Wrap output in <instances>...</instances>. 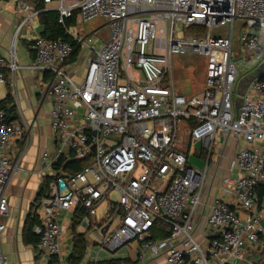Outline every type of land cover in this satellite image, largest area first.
<instances>
[{
	"label": "built area",
	"instance_id": "built-area-1",
	"mask_svg": "<svg viewBox=\"0 0 264 264\" xmlns=\"http://www.w3.org/2000/svg\"><path fill=\"white\" fill-rule=\"evenodd\" d=\"M40 1L35 7L16 0L24 15L8 55L0 52V82L22 67L16 44L28 30L34 56L28 67L49 73L38 86L43 91L45 85L51 101L53 144L40 156L42 186L34 203L37 247L46 263L69 264L72 224L80 213L76 232L86 239V264H264L258 193L264 178V0ZM48 9L64 25L71 17L76 25L106 18L108 35L97 45L91 36L99 29L80 36L70 26V40L48 38L36 30L38 15ZM178 23L186 30L181 36ZM195 26L205 32L187 31ZM81 47L88 54L78 80L68 63ZM185 53L205 58L199 93L185 94L173 80L172 57ZM7 108L0 106V237L10 211L7 187L21 167L8 149L25 133L7 119ZM228 136L240 143L200 230L198 209L206 186L218 180L214 171ZM206 148L208 159L198 153ZM196 155L204 166L194 164ZM131 244L134 257L118 253ZM101 250L108 256L100 258ZM253 250L258 259L248 258ZM0 264H10L1 245Z\"/></svg>",
	"mask_w": 264,
	"mask_h": 264
},
{
	"label": "crops",
	"instance_id": "crops-1",
	"mask_svg": "<svg viewBox=\"0 0 264 264\" xmlns=\"http://www.w3.org/2000/svg\"><path fill=\"white\" fill-rule=\"evenodd\" d=\"M22 1L28 2L30 0ZM15 3L16 0H0V7L3 8L2 14L0 16V52L5 56L8 55V50L15 27L17 23L22 20L24 15L22 10L16 9ZM39 27H41V29H39ZM36 30L41 31L42 26L37 25ZM100 34L101 39L104 40L107 37L108 32L105 31L104 33L102 32ZM29 46V32L28 30L23 29L19 34V39L17 40L16 44V53L22 67L18 69L15 77H12L8 72V81H4L6 84V94L9 90L13 93L17 101L18 117L12 121L16 125L23 126V128H25V133L23 135L16 134L14 136L12 145L8 149V153L11 158H20L21 160L20 170L13 174L7 187L10 211L9 215L6 216L4 220L6 222V229L0 237L1 249L7 256L10 264H47V256L42 251H40L37 246H34L30 243H25L22 238L24 223L30 214L35 213L36 209L34 201L37 197V192L41 181V175L39 172V167L41 165L40 154L43 149L51 147L53 144L49 118L51 101L44 92L45 85L42 87L43 91L38 86L43 82L42 77H48L49 73L38 72L28 67L34 58ZM79 50L80 49L78 48L76 59L74 61H69L68 70L76 79L81 80L85 74L86 62L83 57L81 58L83 61L81 60L78 62V60H80L78 58ZM44 106L45 111L42 112V108ZM30 108L33 117L27 118L25 115V109L30 110ZM38 118H40V121ZM36 122L38 123L36 124ZM36 135H39L40 145L42 146L40 147V150L36 152V161L34 160L33 162V160H26V158L28 156L27 153L29 147L31 144H33L34 136ZM239 143L240 141L232 136H228L226 138L222 156V159H225V165L223 167L228 170L226 174H230L229 164L235 155L236 148ZM216 181L217 185V183H219V179ZM212 184L214 185L215 183L213 182ZM212 184L209 183L207 185L205 189L204 201L198 209V226L204 227L206 225V217L209 206L214 201V199L219 196L218 188L216 187L215 189V186H212ZM261 184L264 186V178L261 180ZM24 208L29 209V211L23 213L21 210H24ZM261 212V224L264 226V197L262 198ZM61 216H63V218H65L67 221H69L71 218L70 214H66L65 212H63ZM16 218L17 227L15 228L12 222H15ZM18 230L21 231L20 234ZM18 235L21 236V240L24 243V246L21 247V249H24L23 251H21L18 245L15 244V242H17L15 239H17L16 236ZM125 250L126 252L124 255L131 254V256L134 257V244H131L129 247H125ZM24 252L26 255L23 256ZM251 256H254V258L258 259L255 250H253V253L248 255V258L250 259ZM87 259L88 257L85 256L79 264H86ZM244 264L249 263L246 262Z\"/></svg>",
	"mask_w": 264,
	"mask_h": 264
},
{
	"label": "rangeland",
	"instance_id": "rangeland-1",
	"mask_svg": "<svg viewBox=\"0 0 264 264\" xmlns=\"http://www.w3.org/2000/svg\"><path fill=\"white\" fill-rule=\"evenodd\" d=\"M107 19L106 18H101V17H96L93 18L89 21H85L82 23L81 20H79V22H77V25L74 26L71 30L72 32L79 34L80 36H87V35H91L95 30H98L97 34H93L91 36V40L96 43L97 45H101L102 43V39H101V34L100 33H104L105 31L108 32V28L105 26ZM83 24V25H82ZM39 29H41V27H39ZM197 29V27H189L187 31L190 32H195ZM176 31L178 33V35H182L186 33V30L183 28L182 24L178 23L176 25ZM88 54V48L85 47H81L79 50V56L78 58L81 61L82 57L84 59H86V56ZM83 61V60H82ZM172 75H173V80L175 82V84L177 85V88L185 93V94H194V93H199L203 90L204 87V79H205V58L201 55L198 54H194V53H185V54H174L172 57ZM247 67V66H246ZM244 74L248 75L251 74V70H249L250 68H242ZM6 84L5 82H0V99L3 98L6 94ZM45 111V106L42 108V112ZM31 108L29 109H25V115L27 118H32L33 114L31 113ZM38 120L40 121V118H38ZM38 122H36L37 124ZM36 126V125H35ZM42 145H40V137L39 135L34 136V140H33V144H31V146L29 147L28 150V156L26 158L29 160H35V156H36V152L38 150H40V147ZM44 151V149L42 150V152ZM41 152V154H42ZM199 154L202 155V157L208 159L209 156V149L206 148L204 149L201 153L200 151H198ZM40 154V156H41ZM198 159V160H195ZM202 159V158H201ZM200 159L199 156L196 155V157H192V161L194 162V164L199 165V166H204V162ZM36 161V160H35ZM212 161V160H211ZM221 166L220 169L215 172H218V175L216 177V179H219V176L226 174V172H228L227 169H225L223 166L225 165V159L223 158L221 160ZM209 172H208V178L211 177L212 173H213V166L209 165ZM215 189L217 187L216 184H214ZM207 187V186H206ZM104 206L101 207L99 209V214H101L104 210ZM33 210V208H32ZM20 211V209H19ZM23 213L29 211V209H25L21 210ZM8 218V217H7ZM14 224V227H17V218L15 219V222H12ZM203 226H198V229L202 230ZM19 234L21 233V231H19ZM201 236V233L198 234V238ZM17 242H15L16 245H18L19 249L21 251H23L24 249H21L22 246H24V243L21 240V236L18 235L16 236ZM95 241H97L95 238H93ZM30 247V246H29ZM100 249V246L96 245L93 249L92 252V256L96 255V252ZM126 250L125 248H123L121 251H119V254H125ZM26 255V253H23V256ZM105 256H108L106 253V250H101L99 257L100 258H104ZM42 264V263H40Z\"/></svg>",
	"mask_w": 264,
	"mask_h": 264
},
{
	"label": "trees",
	"instance_id": "trees-1",
	"mask_svg": "<svg viewBox=\"0 0 264 264\" xmlns=\"http://www.w3.org/2000/svg\"><path fill=\"white\" fill-rule=\"evenodd\" d=\"M35 7L42 6V3L40 0H30ZM58 12L53 9H48L38 15V23L42 26L41 34L51 38L56 39L59 37L65 38L67 40L71 39V36L67 33L66 27L75 26L76 25V18L71 17L67 19L65 25L60 23L58 21ZM199 29L196 31L198 32H205V28L202 26H195ZM78 50L75 51V53L71 57V61H74L76 59ZM33 54V53H32ZM5 81H8L7 75H5ZM9 87V86H8ZM9 105V108H7L8 111V120L17 119V106L15 104V100L11 92L8 90L7 94L4 98L0 99V106H7ZM41 184L39 186V191L41 190ZM258 193L260 195V198L264 197V186L259 183L258 184ZM40 222L38 214L35 212L33 214H30L23 226L22 230V238L25 243H30L34 246H38L39 242V235L35 233L34 226ZM80 222V213H76L74 217V222L72 224L74 233H73V239H74V249L70 257H68L69 264H79L85 257V247H86V239L85 237L76 232V229ZM121 261L119 259H112V260H104L100 262V264H119Z\"/></svg>",
	"mask_w": 264,
	"mask_h": 264
},
{
	"label": "water",
	"instance_id": "water-1",
	"mask_svg": "<svg viewBox=\"0 0 264 264\" xmlns=\"http://www.w3.org/2000/svg\"><path fill=\"white\" fill-rule=\"evenodd\" d=\"M245 81H247V82H248V81H250V79L248 78V79H247V80H245ZM247 82H245V85H246V83H247ZM241 83H244V81H243V82H241ZM243 85H244V84H243ZM38 195H39V191L37 192V196H38ZM36 198H37V197H36ZM34 203H35V201H34ZM107 228H108V225H106V226L104 227V229L102 230V232H103V233H105V232H106V230H107Z\"/></svg>",
	"mask_w": 264,
	"mask_h": 264
}]
</instances>
